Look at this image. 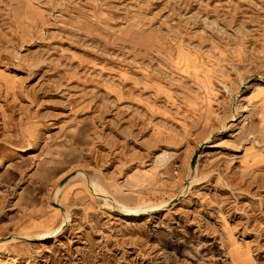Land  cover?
Segmentation results:
<instances>
[{
	"label": "rangeland",
	"instance_id": "rangeland-1",
	"mask_svg": "<svg viewBox=\"0 0 264 264\" xmlns=\"http://www.w3.org/2000/svg\"><path fill=\"white\" fill-rule=\"evenodd\" d=\"M0 264H264V0H0Z\"/></svg>",
	"mask_w": 264,
	"mask_h": 264
},
{
	"label": "bare ground",
	"instance_id": "bare-ground-1",
	"mask_svg": "<svg viewBox=\"0 0 264 264\" xmlns=\"http://www.w3.org/2000/svg\"><path fill=\"white\" fill-rule=\"evenodd\" d=\"M191 169V171H193V169L192 168H190ZM78 171H79V169H78ZM81 171V170H80ZM84 174V173H83ZM86 175V174H85ZM84 175V176H85ZM92 187V186H91ZM93 191V190H92ZM56 192H57V189H56ZM94 192V191H93ZM99 193V192H98ZM101 194V193H100ZM58 195V194H57ZM98 195V194H97ZM103 197V196H102ZM66 213V212H65ZM129 214H130V216L131 217H136V216H138L139 214H140V211L138 210V209H133V210H131L130 212H129ZM68 216V215H67ZM66 221V220H65ZM63 227V226H62ZM61 231H62V228H59V229H57L56 231H53L54 232V237H56L58 234H60L61 233ZM52 232V233H53ZM47 235H49V234H47ZM14 237H17V238H20V240H29V239H31V238H29V237H22L21 235H16V236H14ZM36 237V236H35ZM39 237H43L42 235L41 236H39ZM44 238V237H43Z\"/></svg>",
	"mask_w": 264,
	"mask_h": 264
},
{
	"label": "water",
	"instance_id": "water-1",
	"mask_svg": "<svg viewBox=\"0 0 264 264\" xmlns=\"http://www.w3.org/2000/svg\"><path fill=\"white\" fill-rule=\"evenodd\" d=\"M197 157H198V152H196L194 154L193 158H192V161H191V167H192V169L195 167Z\"/></svg>",
	"mask_w": 264,
	"mask_h": 264
}]
</instances>
